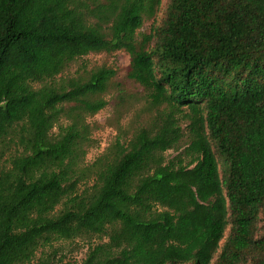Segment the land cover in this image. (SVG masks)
<instances>
[{"label":"trees","instance_id":"obj_1","mask_svg":"<svg viewBox=\"0 0 264 264\" xmlns=\"http://www.w3.org/2000/svg\"><path fill=\"white\" fill-rule=\"evenodd\" d=\"M162 4L0 0V264L77 239L82 264H264V0H167L139 40ZM119 51L157 114L86 163L117 72L64 75Z\"/></svg>","mask_w":264,"mask_h":264},{"label":"rangeland","instance_id":"obj_2","mask_svg":"<svg viewBox=\"0 0 264 264\" xmlns=\"http://www.w3.org/2000/svg\"><path fill=\"white\" fill-rule=\"evenodd\" d=\"M166 8L167 0H163L162 7L156 17L145 21L143 28L138 33L139 40L142 39L143 35H150L153 29L160 25ZM130 62V56L124 51L114 54L93 53L73 63L64 75L73 77L84 70L91 71L99 67H106L117 72L108 93L103 95V98L108 102L107 107L88 119L94 129L95 144L88 151L86 163L93 162L114 141L118 133L116 123L119 118H121L122 128L126 132H131L135 127L145 125L151 117L157 114L146 102L144 90L127 78ZM162 110L168 111L165 107H162ZM180 121L182 128L185 129L187 122L183 119ZM54 131L56 132L57 129ZM181 146L184 147L185 143ZM178 153V151L171 150L166 153V157L172 159ZM228 233L229 230L226 236ZM97 243H99L98 240L93 241V244L96 245ZM89 246L87 241L81 239L74 241L56 240L37 252L34 263L37 262L38 258H46L55 264H82Z\"/></svg>","mask_w":264,"mask_h":264}]
</instances>
